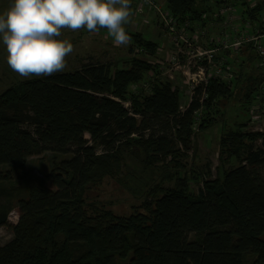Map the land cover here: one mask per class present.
Returning <instances> with one entry per match:
<instances>
[{
    "label": "trees",
    "instance_id": "1",
    "mask_svg": "<svg viewBox=\"0 0 264 264\" xmlns=\"http://www.w3.org/2000/svg\"><path fill=\"white\" fill-rule=\"evenodd\" d=\"M198 1L168 0L166 12L193 31L207 25L211 9L196 10ZM235 5L261 31L264 0ZM129 35L136 54L123 67L83 63L0 94V167H10L0 173V228L13 234L0 246V264H264V131H243L246 122L225 128L214 180L184 162L197 132L218 123L238 87L243 112L257 96L264 104V69L247 76L240 64L232 81L198 87L182 111L179 89L143 59L160 45ZM250 51L248 60L259 61L253 44L239 55ZM46 152L71 156L38 175L29 159ZM15 176L24 185L3 184ZM107 178L144 198L141 210L118 216L89 203L88 191ZM195 184L202 185L197 194Z\"/></svg>",
    "mask_w": 264,
    "mask_h": 264
},
{
    "label": "rangeland",
    "instance_id": "2",
    "mask_svg": "<svg viewBox=\"0 0 264 264\" xmlns=\"http://www.w3.org/2000/svg\"><path fill=\"white\" fill-rule=\"evenodd\" d=\"M236 0H231L228 4H222L216 6L214 0H210L207 3L198 1L196 5V10H203L208 6L211 8V15L209 16L208 23L206 26L199 27L195 26L194 30L198 31V41L195 42L203 47H211L212 40H217L220 36L230 31V28L224 26V20H221L220 10L222 8L234 7ZM241 1V0H239ZM245 3H249L250 8L255 7L261 0H243ZM149 3L156 4L161 8L162 11L167 10L168 0H131V10L132 16L130 18V23L126 25V30L128 34L140 33L144 37H150L153 41L160 42L161 46L164 47L163 51L155 57L143 56V59L149 62L160 61L159 64L162 65V80L169 81L174 87L178 88L180 91V103L182 105V111L188 107L190 92L196 91L198 86L194 88L188 83L182 70L172 71L171 60L173 56L176 57L174 46L170 35H168L162 25L158 22L159 15L153 6ZM11 4V0H0V13L6 11ZM230 7V8H231ZM229 13V16L233 17V23L230 27L242 26L243 23H251L246 21L242 24L238 19L241 18L243 12L247 11L246 7L238 6L234 7ZM216 11V12H215ZM206 20V17H205ZM230 24V23H229ZM243 24L242 31L247 32L249 35H254L255 31L258 30L260 25H255L254 29L252 26L248 27ZM261 31L264 32V24ZM227 30V32H225ZM258 34H264L262 32ZM159 32V37L156 33ZM149 38V39H150ZM60 39H68L74 45V52L69 55L66 59L68 61V68L64 72L74 71L80 69L83 63L90 62H102V63H112L115 66L123 67L124 62L129 60L135 54H132L130 49L132 46V41L127 47H117L114 45L112 38L107 35V30L102 29L97 34H90L84 30H74V31H64ZM195 39V38H194ZM193 39V40H194ZM264 46V40L262 41ZM136 51V50H135ZM8 53L6 48L0 40V94L4 93L13 86L19 85L25 79L20 78L7 64ZM253 53L250 51L245 55H231L225 57L222 53L219 58L224 62H228L229 66L233 68V71L238 72L239 63L242 64V74L250 75L252 72L258 73L257 69L260 66L259 61H253V63L248 60ZM166 56V57H165ZM165 57V58H164ZM225 59V60H224ZM228 60V61H227ZM247 60L246 63L241 61ZM220 61L216 60V64ZM226 65V64H225ZM241 70V69H240ZM224 72V71H223ZM63 73V72H60ZM58 74V73H56ZM173 74L174 81L169 80V75ZM211 74V72H210ZM36 79V78H32ZM31 80V79H27ZM244 94L238 87L235 92V98L228 101L225 104V111L223 115L218 118L217 124L205 132H197L194 140V151L188 154L189 159L184 162L187 163L188 167H192L197 173H199L202 178L206 180H214L218 177L223 166H221L220 161V140L225 132V128L236 131V126L234 124L247 123L246 129L243 131L247 132H262L264 131V104L261 99H257L253 105L247 107V111L243 112L240 105V98ZM259 98V96H257ZM130 104V103H125ZM71 155L62 156L57 155L53 152H46L40 156L32 157L29 159V167L36 174H44L50 172L54 164L59 161L70 158ZM229 166H224V170L228 169ZM189 168V169H190ZM10 167H0V173H5L9 171ZM159 180V178L157 179ZM5 182L3 184L12 186H22L24 183L18 179L17 176L12 180V183ZM201 184H195L193 187V193L197 194L201 189ZM88 202H95L99 205L104 206L109 211H112L118 216H130L135 210L140 211V206L144 203V198L132 195L126 188H124L116 178H107L104 180L103 184L99 187L92 188L86 194ZM16 204V203H15ZM9 222L11 224H16L18 222V213L14 209L9 215ZM13 239V234L7 228H0V246H4Z\"/></svg>",
    "mask_w": 264,
    "mask_h": 264
},
{
    "label": "clouds",
    "instance_id": "3",
    "mask_svg": "<svg viewBox=\"0 0 264 264\" xmlns=\"http://www.w3.org/2000/svg\"><path fill=\"white\" fill-rule=\"evenodd\" d=\"M131 16V0H11L0 13V40L13 72L25 80L43 78L68 68L74 45L60 39L64 31L106 29L115 46L127 47Z\"/></svg>",
    "mask_w": 264,
    "mask_h": 264
},
{
    "label": "built area",
    "instance_id": "4",
    "mask_svg": "<svg viewBox=\"0 0 264 264\" xmlns=\"http://www.w3.org/2000/svg\"><path fill=\"white\" fill-rule=\"evenodd\" d=\"M230 1L231 0H222V4H228ZM149 4L153 6L154 10H156L157 14L159 15L158 22L162 25L166 33L170 35L172 39L176 57L173 56L171 60V70H182L192 88H194L195 86L206 87L209 80L211 79L222 78L226 82L232 81V67L228 65V62H224L222 59H220L219 55L222 53L224 54V52H230L232 53L231 55H239L240 51L246 44L254 45L256 54L261 60L260 66L258 67L264 69V46L262 45L264 34H258L260 32L259 29L255 31L254 35H249L247 32L242 31L243 24L246 23H243L242 26H239L240 28L236 27L237 24L234 27H230V25H232L233 23L235 24V21H233V17L229 16V14H233L235 12L234 7L230 6V8L226 6L225 8H222L220 10V15L223 16L222 19L224 20L225 18V22L223 23L224 26L230 28L231 33L234 34L232 36V39H227L225 38V36H220L217 40H212V42L214 41V43L210 44L211 47H203L195 42V40L198 41V31L197 29L189 31L191 27V24L189 22H186L185 24L179 26L168 12L162 11L161 8L156 4ZM232 9L233 13H229ZM207 17L208 16H206V18ZM262 23L264 24V19ZM246 26H252L253 29L255 27V25L251 23H247ZM225 57L227 59L228 56ZM217 59H219L220 61L218 64H216ZM159 65L162 76L163 68L161 64ZM169 80H175L173 74L169 75ZM137 88L138 87H133V89ZM194 96L195 91L190 92L189 103H191ZM258 99H261V96ZM126 106H129V104H126Z\"/></svg>",
    "mask_w": 264,
    "mask_h": 264
},
{
    "label": "crops",
    "instance_id": "5",
    "mask_svg": "<svg viewBox=\"0 0 264 264\" xmlns=\"http://www.w3.org/2000/svg\"><path fill=\"white\" fill-rule=\"evenodd\" d=\"M215 3H216V0H215ZM219 6V5H218ZM234 7H237V5H234ZM209 14L207 15L208 17L211 15V9L209 10ZM216 12V11H215ZM222 20V19H221ZM238 21H240V23L242 24L243 23V19H242V15H241V18L240 19H238ZM238 25V24H237ZM238 28H240V27H238ZM225 32H227V30L225 31ZM156 35H158V37H159V32H157L156 33ZM234 34H232L231 33V31H228L227 33H225L223 36H225V38H227V39H232V36H233ZM223 36H221V37H223ZM148 40H151V41H153L150 37H146ZM150 38V39H149ZM155 42H157V41H155ZM159 45H160V47H161V53H165L166 52V50H162V49H164V47L163 46H161V44H160V42H157ZM161 53L159 54V56L161 55ZM226 52H224V55L226 56ZM166 57V56H165ZM164 57V58H165ZM152 63H155V62H152ZM160 63V61H156V63L155 64H159ZM239 66H241L240 65V63H239ZM232 70H233V68H232Z\"/></svg>",
    "mask_w": 264,
    "mask_h": 264
}]
</instances>
